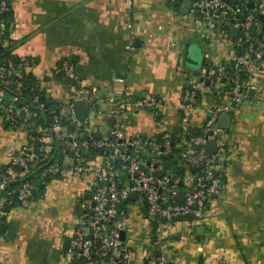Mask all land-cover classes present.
Returning a JSON list of instances; mask_svg holds the SVG:
<instances>
[{
  "label": "crops",
  "instance_id": "1",
  "mask_svg": "<svg viewBox=\"0 0 264 264\" xmlns=\"http://www.w3.org/2000/svg\"><path fill=\"white\" fill-rule=\"evenodd\" d=\"M188 4V0H131V4L127 0H9L7 28L17 43L14 55L35 58L33 77L54 107L75 96L59 71L60 63L69 60L76 64L82 84L112 86L131 98L153 95L161 101L155 115L125 114V135L155 136L178 130V137L184 135L180 97L189 77L224 56L219 42L207 38L199 19L188 13ZM129 20L133 22L131 51L125 48ZM191 51L201 55L198 67L189 61L197 60ZM120 76L125 84L114 82ZM255 80L264 89V68ZM212 101L209 95L199 98L188 115L190 129L200 127ZM87 124L108 126L98 115ZM223 138L229 148L220 165L223 188L208 202L203 218L157 225L170 235L169 245L162 244L175 264H264V91L260 100L245 103L229 116ZM26 140L25 129H12L0 117V170L6 153ZM42 186L50 198L45 200V192L38 200L45 208L33 195L26 204L12 208L4 220L0 264H66L68 239L79 215L75 202L87 192L86 181L70 175L46 179ZM143 212L139 199L127 204L133 232L128 242L137 255L151 251L149 238L142 235Z\"/></svg>",
  "mask_w": 264,
  "mask_h": 264
},
{
  "label": "built area",
  "instance_id": "2",
  "mask_svg": "<svg viewBox=\"0 0 264 264\" xmlns=\"http://www.w3.org/2000/svg\"><path fill=\"white\" fill-rule=\"evenodd\" d=\"M188 3V13L199 19L207 38L219 42L224 56L223 61L205 63L196 76L189 77L180 97V130L184 135L173 144L171 132L155 136L123 132L125 114H157L162 106L157 97L131 98L112 86L82 84L76 77V64L69 60L60 63L59 71L75 96L54 110H46L37 80L30 86L25 84L33 78L37 62L32 56L14 55L17 43L9 35L6 18L9 0H0V117L10 128L27 132V140L6 153L0 170V226L12 208L33 198L36 184L26 178L27 174L35 173L39 180L77 175L86 181L87 192L80 197L66 264H175L155 234L148 237L150 252L137 255L132 250L126 242V231L131 228L127 204L135 199L144 204L143 226L150 230L163 222L202 219L208 202L222 192L220 165L229 149L223 138L225 129L216 125L217 117L230 116L245 103L260 100L264 91L255 80L264 63V0ZM260 15L263 20L259 21ZM126 28L130 38L125 48L131 51L132 20ZM230 30L236 35H230ZM241 71L246 79H241ZM125 81L124 76L114 79L119 84ZM204 95L213 101L206 107L200 127L190 129L188 115ZM77 100L85 105L82 121L73 113ZM96 115L111 118L112 124L104 129L89 128L87 122ZM39 119L46 125L37 123ZM208 143L214 144V151L206 149ZM173 149L178 150L175 162L185 167L180 176L166 164ZM179 191L182 200L177 198ZM130 193L135 194L134 199Z\"/></svg>",
  "mask_w": 264,
  "mask_h": 264
},
{
  "label": "trees",
  "instance_id": "3",
  "mask_svg": "<svg viewBox=\"0 0 264 264\" xmlns=\"http://www.w3.org/2000/svg\"><path fill=\"white\" fill-rule=\"evenodd\" d=\"M7 16H8V13H7V15H6V18H7ZM258 19H259V17H258ZM259 21H260V19H259ZM2 52V48H0V53ZM262 63H263V60L261 61ZM205 65V64H204ZM264 68V63H263V65H262V69ZM247 77H246V75H245V72L244 71H241V79H246ZM36 83V78H32V77H30V78H28L27 79V81H25V84L27 85V86H30V85H32V84H35ZM4 93H10L9 92V90H4ZM25 93V95L26 96H28L29 94H28V91H25L24 92ZM40 98L45 102V104H46V110H54V106L52 105V103L51 102H49L48 101V99L43 95V91L41 90L40 91ZM46 115V120L48 121L49 120V118H48V114H45ZM65 122V121H64ZM37 123H41L42 125H46V122H42L40 119L37 121ZM176 135H180V131H178V130H173L172 131V143L174 144L175 142H177V139H178V137L176 136ZM177 149H173V153H172V156L171 157H168L167 159H166V164H167V166H168V168H170L171 170H173L174 172H175V174H176V176H180V175H182V173L184 172V170H185V167L183 166V165H181V164H179L178 162H175V159H174V154H176L177 153ZM52 153H54V150H53V152ZM53 155V154H52ZM36 175H35V173H33L32 175L31 174H27L26 175V178L27 179H29V180H31V181H33L35 184H36V190H35V192H34V195L36 194V191L39 189V188H42L43 186H42V182H44L45 180H40L41 181V183H39V184H37L35 181H34V179L36 178L35 177Z\"/></svg>",
  "mask_w": 264,
  "mask_h": 264
},
{
  "label": "water",
  "instance_id": "4",
  "mask_svg": "<svg viewBox=\"0 0 264 264\" xmlns=\"http://www.w3.org/2000/svg\"><path fill=\"white\" fill-rule=\"evenodd\" d=\"M251 6H252V3L249 4V7H251ZM259 19L260 20H263V16L260 15L259 16ZM263 28H264V25H263ZM230 35H236V31L235 30H230ZM189 61H192V63L195 64L194 66H197L196 63H198V60L193 61V59H191ZM199 63H200V61H199ZM109 77L110 76H107L106 79H109ZM73 113H74V115H75V117H76V119L78 121L84 120V118H85V105H84V103L81 100H77V101L74 102V105H73ZM156 117L159 118V116H156ZM228 119H229L228 114H220L217 117L216 125L219 126V127H221V128L226 129L227 126H228ZM107 124L108 125H111L112 124V119L111 118L107 119ZM195 134H196V132H195ZM206 149L209 150V151H214V144L213 143H208L206 145ZM52 157H53V155L51 156L50 159H52ZM179 185L182 186V183L180 181H179ZM129 197H130V199H134L135 198V194L134 193H130V196ZM182 197H183L182 192L179 191L178 194H177V198L179 200H182ZM4 229H5V224L3 222L1 224V226H0V233L3 232ZM198 229H199V227H198ZM121 238L122 239L124 238V232H122ZM66 242H67V240H66ZM74 264H78V262L75 261Z\"/></svg>",
  "mask_w": 264,
  "mask_h": 264
},
{
  "label": "rangeland",
  "instance_id": "5",
  "mask_svg": "<svg viewBox=\"0 0 264 264\" xmlns=\"http://www.w3.org/2000/svg\"><path fill=\"white\" fill-rule=\"evenodd\" d=\"M190 54H191L192 57L194 56L193 58H196L198 61H200V59H201V55H200L199 53H197V51H196V52H192V51H191ZM191 67L194 68V66H192V65H191ZM68 176H70V175H68ZM35 177H36V178L34 179V181H35L37 184L41 183V181L38 179V177H37V176H35ZM44 182H45V181H44ZM42 184H43V182H42ZM86 190H87V187H86ZM45 192H46V191H45V189H44L43 187H42V188H39V189L36 191V194H35V197H34L35 202L38 203V204H40V207H41V208H45V207H43V205H42V201L40 202V201H38V200H40L41 197H42L43 195H45V194H44ZM46 194H47V195H45V200L48 199V200L50 201V198H49L47 192H46ZM83 194H84V193H81V195H80L79 197H77L76 202H75V207H76V209H77L78 211H80V201H81V198H82ZM56 197H58V196H56ZM80 197H81V198H80ZM55 200L57 201V199H55ZM56 201H53V203H51V204H56V203H57ZM43 204H44V203H43ZM130 229H131V228L127 229V231H126V238H127V239H126V242H127V243H129V242H128V238H130L131 233H133ZM134 230L137 231V230H136V227H134ZM142 230H143L142 235H144V236H146V237H153V235L155 234V235H157V236L163 241L164 246H168V245H169L170 235L167 234L166 232H164L163 230H161L159 226H156V227L154 228V230H153V229L150 230L148 227H146L145 229H142ZM130 232H131V233H130ZM165 249L168 250L166 247H165ZM65 262H66V261H65Z\"/></svg>",
  "mask_w": 264,
  "mask_h": 264
}]
</instances>
